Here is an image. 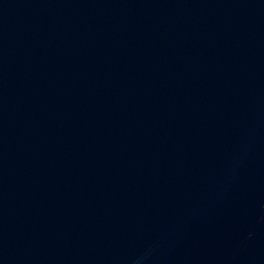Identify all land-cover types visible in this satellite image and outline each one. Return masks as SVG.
Segmentation results:
<instances>
[{
    "label": "water",
    "instance_id": "obj_1",
    "mask_svg": "<svg viewBox=\"0 0 264 264\" xmlns=\"http://www.w3.org/2000/svg\"><path fill=\"white\" fill-rule=\"evenodd\" d=\"M0 264H264V0H0Z\"/></svg>",
    "mask_w": 264,
    "mask_h": 264
}]
</instances>
